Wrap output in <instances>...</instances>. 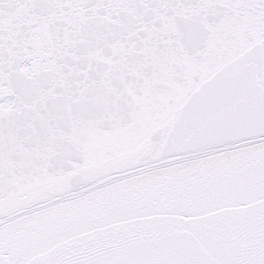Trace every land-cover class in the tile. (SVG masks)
<instances>
[{"label":"snow or ice","instance_id":"obj_1","mask_svg":"<svg viewBox=\"0 0 264 264\" xmlns=\"http://www.w3.org/2000/svg\"><path fill=\"white\" fill-rule=\"evenodd\" d=\"M0 264H264V0H0Z\"/></svg>","mask_w":264,"mask_h":264}]
</instances>
